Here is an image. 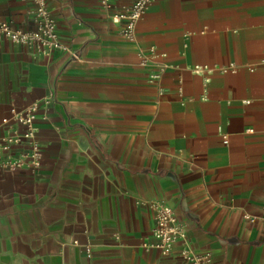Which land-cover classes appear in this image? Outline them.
Masks as SVG:
<instances>
[{"label": "crops", "instance_id": "obj_1", "mask_svg": "<svg viewBox=\"0 0 264 264\" xmlns=\"http://www.w3.org/2000/svg\"><path fill=\"white\" fill-rule=\"evenodd\" d=\"M135 1L47 0L80 60L0 39V122L38 104L43 151L34 173L0 168V264H185L152 247L153 200L210 264H264L244 218L264 213V0H156L130 42L112 16ZM31 9L0 0V20L30 30Z\"/></svg>", "mask_w": 264, "mask_h": 264}, {"label": "built area", "instance_id": "obj_2", "mask_svg": "<svg viewBox=\"0 0 264 264\" xmlns=\"http://www.w3.org/2000/svg\"><path fill=\"white\" fill-rule=\"evenodd\" d=\"M32 5L30 11L33 28L22 30L14 28L9 22L0 20V39L18 46H26L36 52L49 55L57 51H67L74 60L81 56L72 51L60 39L58 26L53 17L47 0H22ZM103 8H110L111 0H99ZM156 0H136L122 11L112 16L116 24L122 23L121 35L130 42H136L137 25ZM150 52L140 51V65L149 67L148 82L161 80L168 69V64L157 61V56ZM235 65L222 68L223 72L235 71ZM194 73L201 75L209 73L207 66H196ZM50 100L44 101L43 108H47ZM40 106L32 104L23 111L13 114L10 118H3L0 122V168L8 172L27 169L34 173L41 166L43 159L42 147L38 139ZM224 142L228 144L225 136ZM152 212L154 226L152 235L155 238L153 248L162 256L172 255L177 245H180L179 256L185 264H210V253H196L190 246L187 237V225L178 220L173 209L165 202L153 200L148 202ZM244 218L251 223L260 221L264 229V213L260 217L244 214ZM90 254V251L88 252Z\"/></svg>", "mask_w": 264, "mask_h": 264}]
</instances>
